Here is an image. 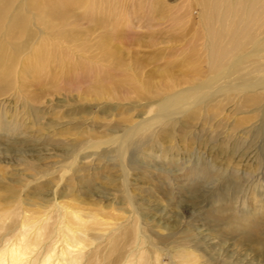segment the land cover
Returning a JSON list of instances; mask_svg holds the SVG:
<instances>
[{
    "label": "rangeland",
    "instance_id": "374dc122",
    "mask_svg": "<svg viewBox=\"0 0 264 264\" xmlns=\"http://www.w3.org/2000/svg\"><path fill=\"white\" fill-rule=\"evenodd\" d=\"M211 4L213 0H64L44 14L43 20L53 25L45 36L27 19L28 30H36L27 42L31 48L18 52L13 64L2 63L11 79L0 87V211L9 214L0 249L14 238L22 210H48L59 203L84 207V219L98 213L99 222L90 223L89 235L96 238L91 247L97 246L91 254L94 260L110 254L108 241L100 236L128 228L130 208L112 147L90 146L106 140L118 124L125 127L155 112L156 105L147 103L154 95L158 100L211 76L205 21ZM33 8L28 16H34ZM40 36L51 41L48 59L25 74ZM0 41L22 43L8 34L0 35ZM211 103L207 113L193 109L191 116H183L187 127L178 123L171 136L159 132L154 146L137 149L130 190L150 231L170 241L160 246L179 245L190 232L189 247L205 260L227 251L242 260L238 264H264V134L253 133L260 117L241 93L221 94ZM160 143L167 146L164 152ZM195 165L218 170L209 178H190L187 171ZM216 188L225 197H214ZM235 212H242L243 223H233L241 220ZM254 226L261 232L254 238L245 235ZM233 227L239 232H230ZM199 235L209 238L213 251L198 243ZM112 246L119 254L123 245ZM168 263L164 257L163 264Z\"/></svg>",
    "mask_w": 264,
    "mask_h": 264
},
{
    "label": "bare ground",
    "instance_id": "6f19581e",
    "mask_svg": "<svg viewBox=\"0 0 264 264\" xmlns=\"http://www.w3.org/2000/svg\"><path fill=\"white\" fill-rule=\"evenodd\" d=\"M63 2L64 0H0V25L3 29V32L0 30V35L2 38H6L7 34L13 35L22 42L12 45L0 41V74L3 75L0 87L8 86L11 79L10 69L2 65L4 60L7 59L13 64L18 58V52L23 53L31 48V43L27 42H31L36 30H28L27 25L30 22L35 23L39 26L36 27L39 29V34L45 36L47 30L53 28V25L43 20L44 14L57 10L55 5ZM29 7H34L33 9L36 10L33 13L34 16L27 15ZM209 9L212 11L205 21L206 29L209 30L208 51L211 76L203 82L189 85L158 100L154 95L147 103L156 105L155 112L125 127L118 124L111 129L106 140H97L102 142H95L90 146L91 148L112 147L111 156L114 159L112 160L123 178V190L130 208L128 219H126L128 228L123 229V226L113 228L110 233L100 236L108 241L110 254H104V258H96V260H94V254H91L93 248L97 246L91 247L92 241L96 238L89 235L90 223L99 222L98 213L86 214L84 219V207L75 204L72 209L58 203L48 210L37 206L29 212L21 211L20 220L15 222L14 238L12 241H5L0 249V264H163L164 257L169 259L168 264L242 263L235 254H227V251L222 252L223 254L220 252L209 254L208 259L205 260L202 254L194 253L197 250L195 247H189L193 239L190 232L184 233L185 241L177 243L179 245L167 248L160 246L170 241L150 231L144 223L142 209L134 200L130 190L131 164L137 149H144L148 144L154 146V142L162 136L159 132L171 136L178 123L187 127V122L181 120L183 116L189 114L191 116L194 113L193 109L204 110L207 113L212 100L214 101L218 95L230 96L232 93H241L245 104L254 107L260 117V124L256 132H253L254 136L264 134V0H213ZM214 14H216L215 18ZM27 19L30 20L29 23ZM44 36H40V42L36 41L39 44L33 47L35 52L30 54L29 63L25 65L26 71L23 70L25 74L48 59L46 52L52 44ZM10 45L11 49L8 52L7 47ZM159 146L162 152L167 147L162 143ZM147 154L154 158V154L150 152ZM69 169L72 170V167ZM215 170H218L216 166L195 165L189 168L187 175L192 178L205 177L209 174L207 176L209 178L210 173H215ZM218 179L223 185L227 184L226 178L218 177ZM41 186L39 185L38 188ZM215 192L214 197H225V195H219L220 190L217 188ZM14 199L13 197L12 202ZM238 214L236 213L239 219L243 218L242 212ZM8 215L0 211V225H3L0 226L1 233L2 231L5 233V227L8 225L5 224V218L9 217ZM71 216L79 220V225L72 224ZM54 218H57L55 222ZM232 221L243 223L244 220L233 219ZM133 226L134 230L130 232ZM119 228L121 232L116 235ZM253 228V232H245V235L254 238V233L261 232L257 226ZM239 230L240 228L233 227L234 232L232 230L230 232L237 233ZM7 235L11 237V232L2 239H5ZM199 237L198 243H205L206 247L213 251L209 238L206 241L205 235H199ZM262 240L264 241V236ZM112 242L123 245L120 247L119 254L114 253ZM127 245L132 248L127 249ZM83 251L86 254H82Z\"/></svg>",
    "mask_w": 264,
    "mask_h": 264
}]
</instances>
